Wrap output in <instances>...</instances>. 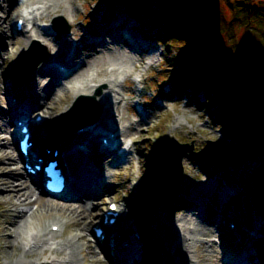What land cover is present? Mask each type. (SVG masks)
Wrapping results in <instances>:
<instances>
[{
	"label": "rangeland",
	"instance_id": "obj_1",
	"mask_svg": "<svg viewBox=\"0 0 264 264\" xmlns=\"http://www.w3.org/2000/svg\"><path fill=\"white\" fill-rule=\"evenodd\" d=\"M26 1L16 0L17 4L23 3L18 7V12L29 21L26 23V29L20 36L14 37L10 45L6 42V37L2 39L3 34L0 32V114L7 112L4 97L6 90L2 89L7 72L10 66L23 57L24 51L31 44L29 42L23 49L21 48L25 38L24 32L32 33L30 24L35 23L40 32L52 38L49 36L52 34L49 25L53 19L62 17L69 27L68 32L77 29L81 37L85 35L82 39L75 38L74 35L65 36L69 37L73 44L68 56L70 57L72 50L73 53L75 49L78 50L81 65L83 68L86 67L79 78L87 76L93 78L89 86L95 85L93 93L100 88L101 95L109 92L107 89L112 81L116 84L115 87L110 85L122 101L111 109L112 116L109 122L118 132L122 130L125 132L121 138L122 141H126L127 146L130 145V140L133 141L129 152L132 159L130 162L126 160L119 163L113 160L112 156L104 158L101 154L104 160L108 161L105 165L107 174L104 172L100 177L101 190L105 194L97 193L99 196L92 200L94 204L96 202V206L87 201L84 215L57 210L52 205L45 204L47 198L36 191L28 205L17 207L21 212H28L30 209L34 211L29 221L18 227L22 233L20 240V232L16 240H13V237H6V233L15 235L13 226L3 232V227H7L11 219V213L4 212L5 204L9 202L7 192L11 188L7 186L5 188V185L0 183V264H4L10 256L14 258L16 253H20L19 245H24L25 250L52 249L53 253L59 256L50 264H65L68 261V254L72 252L76 257L72 264H108L104 256L107 251L108 255H111L108 244L104 245L103 253L95 251L92 227L102 222V213L108 209L110 202H116L120 208L125 206L127 214L121 216V219L132 218L139 227L140 233L146 231L148 226L144 224V213L148 212L153 216L154 221L160 223L158 232L157 228L155 230L157 237L151 238L149 241L151 244H148L149 249L154 248V255L148 253L150 255L144 256L147 263L158 258L153 264H163L162 256L167 258L170 253L173 258L171 264H184V262L186 264H264V180L259 175L264 166V152L253 154L244 151V135L241 134L240 128L232 123L235 130L229 129L228 120L223 118L224 113L216 97H207L203 88L191 84L192 82L188 83L182 78L186 68L181 67L182 61L177 51L178 43L164 35L167 22L160 15V0H59L62 11L72 14L70 16L73 22L71 17L60 12L50 11L46 16L41 3L32 0V3L25 4ZM42 1L43 5L50 4L49 0ZM236 3L234 0H198V4L206 12L205 16L212 23L210 33L213 37L217 36L218 39L225 40L223 33L221 35L218 31L229 30L227 22L235 10L233 8L232 11L229 10L226 4L235 8ZM252 3L264 9V0H253ZM39 17L45 20L41 21ZM17 18L10 20L11 31ZM220 20L225 22L223 26ZM84 30H91L92 33ZM121 32H129L132 43L125 42ZM235 35H237V47L229 52L234 58L237 57L234 53H240V48L244 52L247 44L254 45L253 39H249L248 31L238 29ZM58 41L59 38L51 39L49 44ZM91 41L97 44L87 47L86 43ZM38 43L47 47V44L41 41ZM69 45L70 43L64 45L61 55L54 53L58 57L53 59L73 62L65 55ZM110 52L118 55L126 54L136 61L135 67L129 63L126 72L118 70L120 66L115 65ZM95 55H102L104 58L89 62L90 57ZM233 62L231 61L233 67L242 72L240 61L233 60ZM40 65L30 73L29 80L24 84H13L16 90H19L18 93L22 90L26 91L35 81L36 71H41ZM116 68L118 71L111 72ZM96 70H102L107 74L104 77L97 76ZM99 79H105L110 83L105 84L103 83L105 80ZM74 93V91L69 92L65 95L66 98L59 97L57 100L56 97L49 100H45L46 96L43 97L42 101L46 102L38 110L46 117V121L41 127L36 128L39 133L48 130L56 117L70 108L76 98L73 96ZM134 105H138V109H134ZM166 140L187 145L191 150L187 151L181 161L182 183L180 182L176 191L165 201L155 187L151 164L156 150L164 145ZM208 141L227 148L232 162L229 165L207 163L202 154L207 148ZM16 152L18 154L17 148ZM3 161L0 157V182L3 179ZM115 164L118 166L112 168ZM10 167L8 165V169ZM83 174L91 178V168L84 170ZM23 176L20 167V177L26 179ZM94 186L95 181L91 187ZM196 191L201 192L200 196L194 195ZM37 197L39 198L35 201ZM173 198L177 201H173ZM181 199L190 201L184 209V206L178 205ZM97 207L100 209L96 211ZM74 210L77 211V208ZM169 213L174 216L166 217ZM52 223L57 224L59 230L63 229L61 233H56L52 240L49 239L45 245H42L43 233L53 232L50 229ZM231 223L234 224V229L236 227L235 230L229 227ZM183 227L188 228L186 231L190 233L185 232ZM197 228L213 233L214 235L210 237L211 242L207 238L200 245L203 236L196 235L194 238L192 235V231ZM241 228L249 232L242 231ZM230 232L238 233L237 237H233ZM189 237L193 241L189 243L187 249L181 250L179 244L184 238ZM36 256L37 253L28 254L25 262H29V258H34L32 260L34 264H42L43 260L35 259Z\"/></svg>",
	"mask_w": 264,
	"mask_h": 264
},
{
	"label": "bare ground",
	"instance_id": "obj_2",
	"mask_svg": "<svg viewBox=\"0 0 264 264\" xmlns=\"http://www.w3.org/2000/svg\"><path fill=\"white\" fill-rule=\"evenodd\" d=\"M31 1L32 0H27L24 3L25 4L32 3ZM49 1H50L49 5H43L42 0H37V2L41 3L42 8H43L46 16L50 13V11H52V13L60 12V13H63L64 15H68L69 17L72 16V14L62 11L61 3L59 2V0H49ZM22 4H20V3L17 4L16 0H13V1L0 0V32L3 34L2 39H4L6 37L5 40H7L6 42H8L9 45L12 44V42L14 41V37H17L16 34L13 31H11L10 20L12 19V17L14 15L15 16H17V15L21 16V14H19V12H18V7ZM20 18H22V17H20ZM42 18L43 17H39V19L41 21H44L45 19L43 20ZM22 19H24V18H22ZM71 22H73L72 17H71ZM30 26H31L30 31L32 33L25 32V34L23 36V37H25L24 43L21 46V48L23 49L27 43L32 42L34 40L41 41L43 44H47L49 50L51 51V57H49L45 62H43L40 65L41 71L40 72L36 71L37 72V78H34L35 81L30 86H28L26 91H23L24 92L23 98H30L32 100H37L38 101L37 107H43L44 103L46 102L44 100L42 101L44 96H46L45 100L46 99H48V100L53 99L55 97H56L55 100H57L59 97H61L63 99L66 98L65 95L68 94L69 92H72V91L75 92L73 96H77V95H81V94H86V95L92 94V91H93V88L95 85L92 84L89 86V84H90V82L93 81V78H89V76L79 78L81 73L83 72V70H85L86 67L83 68L81 65L82 61L79 58L78 50L75 49L74 53L72 50L70 57L67 56V57H69V61L71 60L73 62H68V61L66 63L62 62V64H64V66H63L64 70L67 69V74L61 73L58 70H57L58 71L57 72V71H55L56 69H52L48 66V63L52 62L51 61L52 58L58 57V56H55L54 53H56L57 55H61L64 45L69 44L70 40L66 37H59L58 34H54V36H52V34H51L52 38H49L48 36L44 35V32H40L41 30L36 26L35 23H33V24L31 23ZM86 32L92 33L91 30H87ZM71 35H74L75 38L81 37V34L78 32L77 29H72ZM57 38H59V41L57 43L49 44L51 39L57 40ZM95 43H96L95 41H91V42H87L86 44H87V47H93L95 45ZM72 46H73V44L69 45L68 49L65 51V55L69 54V51L71 50ZM31 47H36V48H31L32 50L30 52L24 51L23 57H27L32 52L41 49L40 46L35 45V44H32ZM20 52H22V50ZM34 53L35 54L33 55V57H37L41 54V51L40 52H34ZM110 56L114 60L115 65L120 66V67H118L119 69L116 68L114 70H111V72H113V73L115 71L120 70V69H121V71L126 72L127 71V65L129 63L133 67H135L136 61L127 57V55L124 53L122 55L121 54L118 55L116 53L110 52ZM103 58L104 57L102 55L101 56L95 55L93 57H90L89 62H91V61L95 62L97 60H102ZM88 65L91 66L92 64L88 63ZM72 66L73 67L75 66L74 69H71ZM106 74L107 73L106 72L103 73L102 70L101 71L96 70L97 76L104 77V76H106ZM58 78H59V80H57ZM99 80H105V79H99ZM65 82H66V84H64ZM103 83L109 84L110 82L105 80V81H103ZM110 84H112L113 86L116 85L113 81ZM110 84H109V88L107 89V91H109V92L107 94H105V95L103 94L97 98V103L102 110V112H101L102 115H101L100 119L98 120V122L95 125H93V127H90L92 129L84 130L82 133H75L74 135H72L70 138V141L72 144H75L76 142H79V141H82L83 139H86L88 134H89V137L92 136V132L94 133V131H96V132L94 133L93 139L95 140L97 136H99V139H100L102 134L98 129L99 125H102L103 128L110 131L109 132L110 134H111V132H113V133L118 132L117 128H113V126L110 124L109 118H111V116H112L111 109H113V107L116 106V103L118 104L120 101H122V98L118 97V94H116L115 90H113V88ZM2 89L4 90L3 85H2ZM16 94H18V93L16 92ZM13 109H15V108H13ZM7 113H8V111L5 112V114H0V157H2L4 161L7 160L6 162L3 161V167H2V169H4L2 171L3 179H1L2 182H0V183L5 185V188H6V186L11 188L10 191L7 192L9 202L7 204H5L6 209L4 210V212L11 213V219L7 223L8 226L3 227V232L5 233L10 228V226L15 227V232H16L15 235L7 234V233L5 235L7 238L13 237L12 239L16 240L17 234L21 230V229H18V227L23 226V224L28 222L30 217H32L34 215V211H31V209L28 212H21V211H18L17 207L19 205H28L29 204V200H30V198H32V196L36 192V188L38 187V184H37V182H33V184H32V183H30L29 180L27 181L26 179H22L20 177V163L23 159H21V156L18 155L16 152V147H15V142H14L15 138L12 137L11 129H9L12 127V125L10 126L8 124V123H10L11 119ZM45 120H46V118L44 119V121ZM44 121H43V123H44ZM119 133H120L119 136H122V135H124L125 132L122 130V132H119ZM103 137L108 138L107 135L103 136ZM91 143H92V146L90 148H93V151L89 152L90 156L88 157L86 155L87 159H84V158H80L79 160L75 159V161L73 163H71V169L69 168V170H70L69 176H71V178L68 177V179H67L69 181V183H68L69 184V191L66 194L62 195L60 198H64L70 192H71L72 197L69 198V200L66 199L62 202H58V200H56L55 202H52V201L47 199L45 201V204L47 203L50 206L52 205L57 210H65V212H67L68 214L75 212L77 215H84L83 211L86 210L85 204L87 203V201L90 204H94L93 201L96 199L97 196L105 194V192L101 190L102 187H101V183H100V179H101L100 177L103 176L104 172L106 173L105 165L108 164V161H105L106 159L104 160V158H108L109 156H106L103 158L101 156V154H103V155L106 154V155L112 156V153H114L115 149L111 148L112 150H110L107 148L114 147V143H113V141H110L109 143H107L106 146H104V148H101V145H99V143H98V139L91 142ZM100 149H102V150H100ZM72 151L74 152V154H76V153L78 154V152L80 150L77 148L76 150L73 149ZM78 155H80V157H81V154H78ZM126 157H127L126 160L130 162V160L132 159V156L129 155L128 153H126ZM103 160H104V162H103ZM114 160L117 161V159H114ZM27 161L29 162L30 160L28 159ZM8 165H9V167L11 166L9 169H8ZM117 166L118 165L115 164L112 166V168L117 167ZM90 168L92 170V175H91L92 179L88 178V176L86 177L85 174H83L84 170L86 171V169H90ZM107 170H109V168H107ZM17 175H18V177H17ZM72 177H73V179H72ZM89 181H91L90 185H89ZM94 181H95V186L91 187V185L94 183ZM183 183H185V180ZM97 193H100V194L97 195ZM194 193H195L194 194L195 196H200V194H201L200 191H196ZM38 198L39 197L35 198V201ZM72 198H75L76 200L71 201V200H73ZM80 200H81V202H80ZM174 200L175 199L173 198V201ZM176 201H177V199L175 200V202ZM179 202L180 203L178 205H180L182 207L184 206L183 209L186 206H188L190 203V201L185 200V199H181ZM94 205L96 206V202ZM76 208H77V211L74 210ZM99 209L100 208L97 207L96 211ZM127 209H128V207H127ZM176 209L178 210L177 207H176ZM161 210H162V208H161ZM118 211L119 212L121 211V213H123L124 209H121ZM171 213H173V211ZM171 213H169L170 216L173 215ZM174 213H175V211H174ZM95 214H97V213H95ZM144 214H145L144 224L148 225L146 227V231L141 230L143 233H140V231H139L140 229L138 228L136 222L133 221V223L136 225L135 234L138 235L136 240L131 241V242L129 241L128 246L123 248V249L121 247L120 242L113 241V242H115L113 244L114 248H112V250L109 249L111 255H108V251L104 255L106 263H108V264H147V262L144 263L143 257L145 256V254L150 255L148 253H151V254L153 253L154 248L149 249L148 244H151V243H149V241L151 240V238H153V234H154L153 227L154 226L158 227L159 225H158V223H156L153 220V216H150L148 212H146ZM93 216H96V215H93ZM170 216H166V217H170ZM209 222H211V221H209ZM52 225L53 224H51V226ZM62 229L63 228H60V230H58L56 232H50V233L44 232L42 235V238L44 237L43 238L44 241H43V244L42 243L41 244L45 245L49 239L52 240L53 237L56 236L55 235L56 233H58V232L61 233ZM183 229L185 232H188V231H186L188 228L186 229L185 227H183ZM188 233H190V232H188ZM107 235H108V243H110V241L113 239V237H112L110 232H107ZM192 235L194 236V238L196 237V235H202L203 238L201 239V242H200V245H202L207 238H209L208 240H209V242H211L210 237L213 236L214 234L208 230L197 228L195 231H192ZM240 236H243V235L240 234ZM84 237L85 236H83V238ZM21 238H22V233L20 232L19 240ZM32 239L36 240V238H32ZM114 239H115V235H114ZM192 241H193V239H191V237L184 238L183 241L179 244L180 249L181 250L187 249L189 243ZM13 244L15 245L14 242H13ZM93 247L95 248L96 252L101 251L103 253V248H102L101 244L97 241V239H96V242H93ZM19 248L21 249L20 253H16L14 258L12 256H10L9 260L7 259L4 262V264H34V261L32 262V260L34 258L33 259L29 258V262H27V263L25 262L27 260V255L31 254V253H33V254L37 253V256L35 257V259L39 258L38 260H43L42 264H50L51 262L56 260L57 256H59L58 254L57 255L54 254L53 253L54 251H52V249H49V248H45V249L41 248L39 251L35 250V249H30V248L28 250H25L26 247L24 245H19ZM99 248H100V250H99ZM130 252L132 253V255H130ZM62 253H64V252H62ZM156 254H157V252H156ZM152 255H154V253ZM130 256H133L134 259H131ZM67 257H68V259H67L68 261H66L65 264H72L76 260V257L73 254V252H72V254L69 253ZM180 259H182V258L180 257ZM157 260H158V258H155L154 261H151L150 263L153 264V262H157ZM162 261H164L165 264H167V263H171L172 260L170 258L162 257ZM184 264H186V262H184Z\"/></svg>",
	"mask_w": 264,
	"mask_h": 264
},
{
	"label": "trees",
	"instance_id": "obj_3",
	"mask_svg": "<svg viewBox=\"0 0 264 264\" xmlns=\"http://www.w3.org/2000/svg\"><path fill=\"white\" fill-rule=\"evenodd\" d=\"M234 1L235 8L226 4L235 9L226 20L229 30L218 31L224 41L210 33L212 23L198 0H160V15L167 22L164 35L179 45L180 65L186 68L182 78L216 97L228 127L235 130L234 124L244 135L243 150L259 154L264 152V9L253 0ZM238 29L248 31L254 45L247 44L244 52L240 48L234 58L229 52L237 47ZM233 60L240 61L242 72ZM260 178L264 180V166Z\"/></svg>",
	"mask_w": 264,
	"mask_h": 264
},
{
	"label": "water",
	"instance_id": "obj_4",
	"mask_svg": "<svg viewBox=\"0 0 264 264\" xmlns=\"http://www.w3.org/2000/svg\"><path fill=\"white\" fill-rule=\"evenodd\" d=\"M54 26L57 27L56 22H54ZM61 28L68 30L67 26H62ZM34 44L37 45V43ZM31 48L28 52L32 50ZM40 48L42 51L40 56L33 57L35 54L34 52L37 51L36 50L15 64V69L13 71L15 79L22 81L27 80L30 71H32L40 61L48 57L49 52L47 49L43 46H40ZM98 109L99 108L96 106L95 102L91 101V112L86 110L85 106H83L81 110L80 108L70 110L72 115L68 118L64 127H62L63 130L60 136L65 137L78 126L93 120V117L95 118L99 113ZM58 123H56V126ZM206 144L207 148L204 149L202 154L206 162H214L219 165H229L232 162L230 152L227 148L218 146L210 141ZM189 150H191V147L189 148L187 145L179 144L174 140L165 141L164 145L158 149L153 162V171L156 179L155 185L163 196H168L172 193L181 181V160Z\"/></svg>",
	"mask_w": 264,
	"mask_h": 264
},
{
	"label": "snow or ice",
	"instance_id": "obj_5",
	"mask_svg": "<svg viewBox=\"0 0 264 264\" xmlns=\"http://www.w3.org/2000/svg\"><path fill=\"white\" fill-rule=\"evenodd\" d=\"M115 206H113V208H114Z\"/></svg>",
	"mask_w": 264,
	"mask_h": 264
}]
</instances>
